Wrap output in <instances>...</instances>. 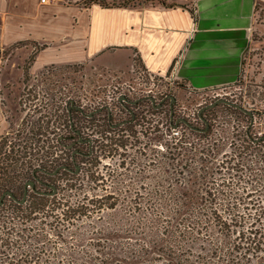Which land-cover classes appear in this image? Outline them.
Here are the masks:
<instances>
[{"label": "trees", "instance_id": "obj_1", "mask_svg": "<svg viewBox=\"0 0 264 264\" xmlns=\"http://www.w3.org/2000/svg\"><path fill=\"white\" fill-rule=\"evenodd\" d=\"M92 1L109 6L141 0ZM251 111L252 115L243 112L252 120ZM173 123L169 121L167 127L170 137L164 140V166L159 180L151 176L154 183L149 185L153 189L147 191L145 198H140L142 186L137 185L124 189L134 196L122 200L117 185L109 190L101 185L102 196L87 197L81 182L70 183L64 198L58 197L55 185L52 195L47 194L52 187L42 191L34 186L23 203L5 195L0 204V264H256L259 251L264 250V232L259 226L264 206L248 198L257 188L264 189V154L256 151L264 143V135L246 132L239 144H231V152H223L218 158L219 148L210 139V129L199 133L194 141L181 130L174 134L170 127ZM185 126L180 122V129L189 128ZM193 127L189 129L191 134L204 130ZM56 138L63 140L65 136ZM33 140L41 141L40 136ZM21 141L27 149V140ZM77 141L80 142L79 136ZM6 143L7 138L1 136L0 154ZM68 145L73 148L74 142ZM81 152L72 154L74 168L65 164L69 170L59 168L55 174L67 170L76 180L79 175L73 172L77 164L75 155L83 156ZM48 169L45 164H38L22 173L12 165H1L0 196L10 190L18 198L15 190L19 188L23 195V183L28 177L41 182L36 172L48 174L55 170ZM130 177L139 179L140 174L134 171ZM91 179L104 180L99 173L92 174ZM117 207L126 210V218L117 213L115 221L100 227L93 224L92 218L103 220L105 210ZM84 222L91 228L88 241L95 242L94 247L67 246L70 239L82 240L83 234L73 228Z\"/></svg>", "mask_w": 264, "mask_h": 264}, {"label": "rangeland", "instance_id": "obj_2", "mask_svg": "<svg viewBox=\"0 0 264 264\" xmlns=\"http://www.w3.org/2000/svg\"><path fill=\"white\" fill-rule=\"evenodd\" d=\"M256 23L236 81L229 86L201 92L177 83L171 92L175 97L172 108L168 98L159 109L152 108L148 99L136 105L125 101L120 103L118 98L121 95H126L129 100H139L146 94L141 89L147 88V85L130 71L118 74L86 60L73 64H50L35 72L31 70V64L38 45L30 46L26 54L19 50L21 44L0 46V62L5 65L0 75V95L7 120V129L2 135L7 138V143L1 148L0 166L12 165L22 173L38 164H45L48 170L65 164L74 168L72 154L81 150L89 154L75 155L79 165L76 180L67 170L61 169L55 175L37 171L36 176L41 182H34L35 189L50 191L51 185H55L58 197L64 198L70 183L81 182L83 194L94 197L103 195L101 185L108 190L117 185L122 191L119 194L122 200L134 196L132 191L125 192L124 189L137 185L142 186L140 198H145L147 191L153 189L149 185L154 183L151 176L155 175V180H159L164 166V140L170 137L167 127L171 121V109L173 121L184 117L193 126L204 128L192 134L189 131L191 128H181L186 137L190 136L189 139L195 141L199 133L210 129V139L219 148L218 158L223 152H231V144H239L246 132L252 136L264 135V6L257 10ZM218 98L253 110L252 120L243 111L222 102L200 111L202 106ZM72 104L81 106L83 113L73 110ZM107 107L111 109L110 119ZM94 110L97 111L88 115ZM124 120L128 122L114 125ZM70 121L74 128L80 130L82 139L92 140L90 145L77 141V134L69 127ZM35 136H40L39 143L33 140ZM61 136H65V139L57 140L56 137ZM23 138L27 140V149L23 147ZM110 138L114 141H110ZM71 142H74V147H67ZM261 146L256 151L264 154V143ZM7 155L18 159H5ZM134 171L140 174L139 179L130 177ZM98 173L103 175V182L101 179H91L92 174ZM28 180L35 179L30 176ZM32 193L28 186V196ZM15 194L20 198L22 191L17 188ZM248 199L259 201L258 204L264 206V189L257 188V192ZM117 213L123 218L127 216L126 210L117 207L103 212L105 220L92 218L93 224L100 227L101 224L115 221L119 217ZM261 223L259 226L264 232ZM112 228L109 227L110 230ZM73 229L83 234L82 240L70 239L67 246L94 247L96 243L88 241L91 238L88 222ZM261 249H264V245H261ZM255 262L264 264V250L259 251Z\"/></svg>", "mask_w": 264, "mask_h": 264}, {"label": "crops", "instance_id": "obj_3", "mask_svg": "<svg viewBox=\"0 0 264 264\" xmlns=\"http://www.w3.org/2000/svg\"><path fill=\"white\" fill-rule=\"evenodd\" d=\"M118 1V0H116ZM264 0H0V46L38 45L32 71L90 60L121 73L138 65L195 92L233 84ZM259 9V8H258ZM5 65L0 62V75ZM4 82V80L1 79ZM7 129L0 95V137Z\"/></svg>", "mask_w": 264, "mask_h": 264}, {"label": "built area", "instance_id": "obj_4", "mask_svg": "<svg viewBox=\"0 0 264 264\" xmlns=\"http://www.w3.org/2000/svg\"><path fill=\"white\" fill-rule=\"evenodd\" d=\"M41 1L44 2L45 0H41ZM175 66H176V64H173V66L170 68L169 72H167L166 74H160V73H153L150 70H148L144 67H140L138 65H132L130 68H128V71L121 72L118 74H123V73L130 71L133 75H135V77L137 79L142 81L145 86L147 85V88L141 89V91L146 93L145 96H143V97L148 98L152 108L158 109V105L156 103H159V102L164 103V101L167 98L170 99L171 92H172L173 88L176 87L175 85H177V83H178L176 76H175ZM163 81H167V83L166 82L164 83ZM160 82H162V83H160ZM122 96H125L128 101L123 100V99L120 101L119 98ZM149 96H152L154 98V103L151 102V100L149 99ZM119 98H118V100L120 103L125 101V102H128L131 104V103H134L136 101V100H129L126 95H121V96H119ZM129 101H133V102H129ZM71 103H72V101H71ZM154 104L157 105V107H154L153 106ZM73 106H75V105L72 104V107ZM81 109H82V107H81ZM107 109H108V116L110 118L111 109L109 107H107ZM96 111L97 110H94L93 112H90V114H88V115H91L92 113H94ZM171 120H173V119H171ZM122 123H123V121L119 122L118 124H114V125H119ZM171 129L173 130L174 134H177L180 131L179 125L177 127H172V125H171Z\"/></svg>", "mask_w": 264, "mask_h": 264}, {"label": "water", "instance_id": "obj_5", "mask_svg": "<svg viewBox=\"0 0 264 264\" xmlns=\"http://www.w3.org/2000/svg\"><path fill=\"white\" fill-rule=\"evenodd\" d=\"M126 100V101H128L127 100V98L125 97V96H122V97H120L119 98V100L121 101V100ZM149 99L151 100V102H153L154 103V98L152 97V96H149ZM170 99H171V102H170V107L172 108V105H173V101H175V97L173 96V95H170ZM129 102H133V101H129ZM226 103V104H229V105H232V106H235V107H237V108H239L240 110H242V111H244V112H246V113H248V114H250V115H252V111L251 110H249V109H247V108H245V107H243V106H241V105H239V104H236V103H234V102H232V101H230V100H227V99H225V98H218L217 100H215L214 102H212V103H210V104H207V105H205V106H202L201 108H200V111L201 110H203V109H205V108H209V107H211V106H213V105H215V104H217V103ZM154 107H157V105H153ZM75 109H77V110H79L80 112H82L83 113V111H82V109H81V107L80 106H73ZM90 114V113H89ZM199 116H200V113H199ZM201 117V116H200ZM171 119H173V110L171 109ZM204 120V119H203ZM205 122H206V120H204ZM180 122H182V123H184V124H186L189 128H194L193 127V125L186 119V118H184V117H179V118H177L176 120H175V122L172 124V127H177L179 124H180ZM71 127H72V130L76 133V134H78V136H79V141L80 142H83V141H87L89 144H91V139L90 138H87L86 140H83L82 138H81V132H80V130H75L74 128H73V124L71 123ZM71 145H68L67 147H70ZM77 151H74L73 152V154L74 153H76ZM75 163V162H74ZM59 168H65V169H68V167L66 166V165H62V166H59V167H57L55 170H53L52 172H49L48 174H50V175H53V174H55L56 173V171H57V169H59ZM78 168H79V165L78 164H75V170H73V172H77L78 171ZM69 170V169H68ZM42 171H44V170H42ZM28 186H30L32 189L34 188V181H32V180H27L25 183H24V189H23V195H22V197L20 198V199H18V198H16L13 194H12V192L10 191V190H6V191H4L2 194H1V196H0V204H1V200H2V198L5 196V195H7V196H10L11 198H13L16 202H18V203H23L24 201H25V198H26V195H27V192H28ZM51 187H52V191L51 192H48L47 194H49V195H52V194H54L55 193V191H56V188H55V186L54 185H51ZM38 193H40V194H44L45 192H42V191H38Z\"/></svg>", "mask_w": 264, "mask_h": 264}, {"label": "flooded vegetation", "instance_id": "obj_6", "mask_svg": "<svg viewBox=\"0 0 264 264\" xmlns=\"http://www.w3.org/2000/svg\"><path fill=\"white\" fill-rule=\"evenodd\" d=\"M145 99H148V98H146V97H143V98H140L139 100H136L134 103H131L132 105H136V104H138L139 103V101H142V100H145ZM157 105H158V109L159 108H162V106L164 105V103L163 102H159V103H156ZM124 107H125V109L126 110H128L129 112H130V110H129V108L127 107V106H125V105H123ZM131 113V112H130ZM109 117V116H108ZM110 119V118H109ZM130 121V120H129ZM128 121H126V120H124L123 121V123L122 124H125V123H127ZM120 125V124H119ZM115 126H117V125H115ZM87 139V138H86ZM86 139H83V140H86ZM84 143H88L87 141H83ZM89 144V143H88ZM90 145V144H89ZM81 154L82 155H88L89 153L87 152L86 154L85 153H83V152H81Z\"/></svg>", "mask_w": 264, "mask_h": 264}]
</instances>
